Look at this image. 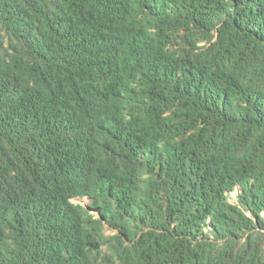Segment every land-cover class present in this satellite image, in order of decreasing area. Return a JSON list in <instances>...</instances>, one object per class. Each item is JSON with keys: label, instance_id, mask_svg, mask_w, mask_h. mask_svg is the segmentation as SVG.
<instances>
[{"label": "trees", "instance_id": "16d2710c", "mask_svg": "<svg viewBox=\"0 0 264 264\" xmlns=\"http://www.w3.org/2000/svg\"><path fill=\"white\" fill-rule=\"evenodd\" d=\"M0 264H264V0H0Z\"/></svg>", "mask_w": 264, "mask_h": 264}]
</instances>
